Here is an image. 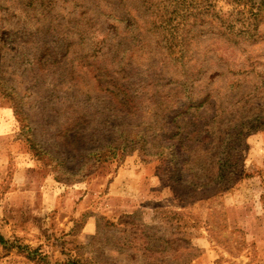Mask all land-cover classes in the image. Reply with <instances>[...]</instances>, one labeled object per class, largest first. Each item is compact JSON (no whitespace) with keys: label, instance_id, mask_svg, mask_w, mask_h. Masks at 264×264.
<instances>
[{"label":"rangeland","instance_id":"374dc122","mask_svg":"<svg viewBox=\"0 0 264 264\" xmlns=\"http://www.w3.org/2000/svg\"><path fill=\"white\" fill-rule=\"evenodd\" d=\"M69 257L264 264V0H0V264Z\"/></svg>","mask_w":264,"mask_h":264},{"label":"trees","instance_id":"16d2710c","mask_svg":"<svg viewBox=\"0 0 264 264\" xmlns=\"http://www.w3.org/2000/svg\"><path fill=\"white\" fill-rule=\"evenodd\" d=\"M115 141H108L106 142L103 147L105 150H107L108 152H111V150H115L116 148H119L117 146H120L119 144L117 143H114ZM95 155V153L92 154V156ZM98 157H104V156H107V155H102L101 153H98L96 154ZM100 159V158H99ZM228 163H230V161L228 159H225V160H221L219 161L218 163V168L220 169L219 170V174L217 177L221 178L222 175L224 174L223 172L226 171V168L228 166ZM230 167H232V171H237V168L235 166V163L233 165V163L229 165ZM231 170V169H229ZM30 254V253H29ZM59 264H80L79 260L77 258H72V257H69L67 258V260H65L64 262H60Z\"/></svg>","mask_w":264,"mask_h":264}]
</instances>
